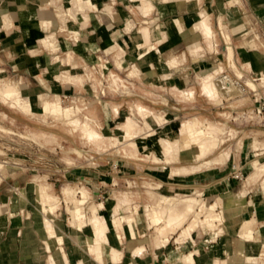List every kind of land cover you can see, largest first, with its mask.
I'll return each instance as SVG.
<instances>
[{"label":"crops","instance_id":"0c3cea01","mask_svg":"<svg viewBox=\"0 0 264 264\" xmlns=\"http://www.w3.org/2000/svg\"><path fill=\"white\" fill-rule=\"evenodd\" d=\"M144 2L0 0V76L19 89L28 107L24 113L0 103V112L13 129H30L27 124L18 123L20 120L47 121L42 112L56 100L79 104L102 134L107 130L110 134L118 132V126L125 121L131 122V127L132 121L144 126L149 119L141 117L140 109L160 115L166 122L161 126L151 124L154 135L144 139L140 135L136 139L137 153L127 157L111 149L98 152L81 140L76 144L75 135L69 133L48 132L57 139L54 149L66 145L93 155L98 166L95 169L87 163L66 166L61 171L52 168V164L47 169L37 160L32 143L4 142L7 146L1 148L11 151H2L3 154L23 166L10 169L8 179L0 185V205L7 207L0 210V264H184L182 256L195 250L199 253L193 255L194 264L215 260L257 264V259L264 257V174L256 183H247L254 171L253 162L264 164V148L254 150L252 142L238 148V142H231L240 135H253L264 141V87L257 81V91L246 85L264 74V0ZM205 18L206 32L202 29ZM46 37L52 38L48 47L42 43ZM224 37H229V41ZM197 44L199 48L193 49ZM228 46L232 60L228 58ZM67 57L71 64L63 65L58 60ZM215 68L232 78L239 72L244 92L216 102L204 96L201 78ZM133 70L138 77L128 76ZM77 73L84 80L82 85L63 80V75ZM111 74L119 76L125 87L111 90L107 82ZM194 117L222 126L224 143L200 161L196 159L198 148L189 146L180 150L178 162H166L159 139H176L182 124ZM152 118L155 117H150V121ZM119 132V139L125 143ZM224 150L229 153L225 161L211 162ZM111 163L117 165L116 170L111 169ZM32 165L38 167L36 174L29 170ZM195 165L201 169L185 175L173 173ZM238 170L242 181L234 177ZM35 177L50 185L54 193L59 188L56 197L60 204L51 215L56 237H49L43 225L44 213L36 203L37 197L32 201L35 187L39 186ZM129 181L137 185L147 181L145 184L153 190L177 191L181 196H195L208 203L220 201L225 206L229 194L241 190L247 194L237 210L223 218L219 229L186 239L174 235L159 248L153 245L148 226L135 222L132 227L125 225L122 231H116L108 225L109 242L101 244L99 262L88 252L94 231L90 226L71 223L62 188L68 185L87 190L89 199L82 214L88 218L92 201L104 204L106 193L113 191L114 195L117 187L124 188ZM111 214L103 211L101 216L108 223ZM252 219L254 238L242 241L243 257L236 258V230L241 221ZM133 241L143 246L139 255L130 248ZM247 259H252V263Z\"/></svg>","mask_w":264,"mask_h":264},{"label":"rangeland","instance_id":"374dc122","mask_svg":"<svg viewBox=\"0 0 264 264\" xmlns=\"http://www.w3.org/2000/svg\"><path fill=\"white\" fill-rule=\"evenodd\" d=\"M142 1V3L145 1V0H141ZM51 3H54V2H51ZM145 3V2H144ZM143 5V4H142ZM146 11H148V10H146ZM58 16L59 17H62V15H61V13L59 12L58 13ZM202 29L206 32L207 31V26H202ZM149 37V36H148ZM193 49H198L199 48V44H197L195 47H192ZM149 50H150V47L148 48ZM148 50V51H149ZM229 58V57H228ZM58 60H62V63H63V65H66V64H71V58L70 57H67V59H64V58H61V59H58ZM229 60H232V59H230L229 58ZM172 61V60H171ZM170 63V62H169ZM176 64H177V60H176ZM176 64H169V66H175ZM76 64L75 63H72V66H75ZM117 65H118V67L119 68H121V64L118 62L117 63ZM137 74V72H136V70H133V71H131V74H130V72H129V74H128V76L130 77V78H135V77H138V74L137 75H135V74ZM220 73H222V71L219 69V68H215L214 70H212V71H210V72H208L205 76H203L202 78H201V86H202V91H203V93H204V96H208L209 97V94H210V97L212 98V100L214 101V102H216L217 101V99H228V98H230V97H232V96H234V95H239V94H241V93H243L244 92V90L246 89L245 88V86H243L242 85V87H241V90L238 88V87H236V91L234 90V88H232V90H230L229 89V91H230V93H229V91H228V94L229 95H227L226 97H223L222 95H216V93H214V91L211 89V88H209V87H205V83H203V82H207V81H209L210 80V83H212V82H216L215 80L216 79H218L219 78V76H220ZM238 74V75H237ZM240 75L241 74H239V72H236V74H235V77L236 78H239L240 77ZM80 75H79V73H77V77H79ZM81 77V76H80ZM263 74L261 75V78L259 79V77H257V78H255L256 80L255 81H257V83H259V85H261L262 87H264V80H263ZM0 78H1V80H3V85H2V83H1V86H4L6 83H8V84H12V83H10L7 79H5V78H2L1 76H0ZM113 78L116 80V82L114 83V84H112V82H113ZM205 78H206V80H205ZM239 79H243L242 78V75H241V78H239ZM205 80V81H204ZM214 80V81H213ZM233 80V79H232ZM120 81V83L122 82V83H125L119 76H116V75H114V74H111L110 75V77L109 78H107V82H108V84H109V87H110V89L112 90V87H113V85H116L118 82ZM212 81V82H211ZM255 81H253V80H250V81H247V83H252L255 87V91H257V89H256V84H255ZM8 84H6V85H8ZM218 84H219V82H218ZM221 85V84H220ZM12 86L13 87H15L16 88V86L14 85V84H12ZM204 86V87H203ZM222 86V85H221ZM207 88V89H206ZM249 89H252L250 86L248 87ZM18 97H19V100H20V105H19V107H13L11 104H3V103H1L2 105H5V106H7V107H9V108H11V109H13V110H16V111H18V112H26L27 110H28V107L25 105V103H24V101H23V99L21 98V95H20V91L18 90ZM236 92V93H235ZM45 101V100H44ZM47 101V100H46ZM65 102L64 103H62V104H60V106H57V110H58V113L57 114H55V113H51L50 112V114H49V112H47L48 110H44V113L42 112V118L43 119H45V120H47V121H41V120H39V121H33L32 123L30 122V123H25L24 121H18V123H20V124H27L28 126H29V128L30 129H13L10 125H9V123H7V121H5L7 118H6V116H5V114L4 113H2V112H0V149H1V146H7V145H4V142L6 143L7 141H10V140H12V141H14V142H12V143H19V144H23V143H33V145L34 144H36V145H38L39 147H41L40 148V150H41V156H43V157H45L46 158V162H49V163H51V164H53V165H55V167H52V168H54V169H56V170H59V171H61V169L63 168V167H69V166H79V165H83V163H87V164H89L90 162H85V160H84V157H85V155H86V157H88V156H92L93 157V155H91L90 153H87V154H85V153H81V148H78V147H72V148H68L66 145L63 147H61V146H58L57 148H55L54 149V145L57 143L56 141H57V139H56V137L53 135V134H51V133H48V132H50V131H54V132H59L60 134L61 133H69V135H75V141H76V144H78V141L79 140H81V139H85V140H81V141H84L85 143H89V145L94 149V150H96V151H98V152H101L102 150H104V149H111L110 151L111 152H113V151H115V152H118V153H121L122 155H126V157H127V155H131V156H133V155H135V153H137V150H138V147H139V143H138V141L136 140L140 135H142L143 134V137H142V139H144L145 137H147V136H152V135H150L152 132H154L153 130L151 131V124L152 125H159V126H161V125H163L164 123H166L165 122V120H164V118L163 117H161L160 115H157V114H154V113H151L150 111H148L147 110V112L146 113H143L144 111L142 110V109H140V115H141V117L143 118V119H149V121L147 122V121H145L144 122V126H140V125H138L137 123H135L134 121H132L130 118H128V119H130L132 122H133V126L129 129V128H126V126H125V124H126V121L124 122V123H122L120 126H118V130L119 131H121L122 133H123V135L127 132V130H128V132L131 134V136H132V138H133V140L131 141V142H134V143H136L137 144V146L138 147H133L134 149H132V147H131V145L129 146V141L127 140V138H126V140L124 139V141H125V143H122L121 142V140L119 139L120 137H119V135H120V132L118 131H116L115 133H109L108 132V130L107 131H104L103 132V134L99 131V129H98V126L97 125H95L93 122H89V121H83V120H79V118L81 119V117L79 116V118H77V114H76V119H78L79 120V123H83V122H87L93 129H94V133H96V134H88L87 132H85L83 129H85L84 127H82L81 125V127L79 126L78 128L76 127V131H72V128L71 127H69L68 125H71V126H73L74 127V125H72V124H70V123H68L67 124V122H69V120H66V122H65V120H62L63 118H62V116L60 115V107H66V106H69V105H72L69 101H67V100H64ZM49 102V101H48ZM54 102V101H53ZM42 104H43V102H42ZM41 104V105H42ZM52 104H54V103H52ZM55 106V105H54ZM79 106V105H78ZM49 109H51L52 108V105H48L47 106ZM80 107V106H79ZM16 108V109H15ZM81 108V107H80ZM45 112H46V114H45ZM54 115V116H53ZM150 117H155V118H152V121H150ZM62 118V119H61ZM160 119V120H159ZM60 120H62V121H60ZM200 120V119H199ZM51 121H53L52 123H51ZM92 121V120H91ZM200 121H202V120H200ZM187 122V121H186ZM204 122V125L205 126H209L208 124H212L213 125V123H209V122H206V121H203ZM185 123V122H184ZM147 125L149 126L148 128H147ZM212 125H210V126H212ZM214 127L213 128H215V130L217 129V131H215V137H217V138H219V140L220 141H218V139H217V147H216V149H213V150H208L207 151V153H214L219 147H220V145H222L223 143H224V141H225V137L223 136V134H224V130H223V128H222V126H220V125H217V124H214L213 125ZM48 127V128H47ZM49 127H54L53 129H51V128H49ZM54 129H56V130H54ZM29 131L28 133L27 132H25V131ZM181 130V129H180ZM221 130V132H219ZM218 132V133H217ZM83 133H84V135H83ZM99 133V134H98ZM43 134V135H42ZM15 135V136H14ZM100 135V136H99ZM104 135H106V136H104ZM59 136H62V135H59ZM95 136V137H94ZM134 136V137H133ZM243 135H240L239 137L237 136V138H235L233 141H231V142H233V144H235V143H237L238 142V144H237V147L238 148H240V147H242V145H249V144H251V142H252V146H253V143L254 142H257L258 141V147L257 148H254V150L255 149H261V147L262 148H264V141H260V138H259V140H258V137H255V136H253V135H249V136H243V138H241ZM124 138H125V136H123ZM61 138H63V137H61ZM97 138V139H96ZM101 138V139H100ZM116 138V139H115ZM140 138V137H139ZM113 139V140H112ZM115 139V140H114ZM264 138H261V140H263ZM65 140V139H64ZM208 140V139H207ZM114 141V142H113ZM115 141H117L116 143H117V145H116V143H115ZM127 141V142H126ZM114 143L116 146H113V145H111V143ZM120 142V143H119ZM259 143H261L263 146H261V144L259 145ZM60 145V144H59ZM219 145V146H218ZM159 146H161V143H159ZM161 148V151H162V153H163V155L165 156V159H166V162H178V161H176L172 156H170V154H167L166 152H164L163 151V148H162V146L160 147ZM209 151H211V152H209ZM205 154V157H207L208 155H210V154ZM89 154V155H88ZM220 156H221V158H220ZM205 157H201V158H199V159H197L198 161H200V160H202V159H204ZM223 157V158H222ZM229 157V153L226 151V150H224V151H222L220 154H219V156H218V158H215L214 160H213V162L215 161V162H223V161H225L227 158ZM33 160V159H32ZM263 161H264V159H262ZM34 161V160H33ZM56 161V162H55ZM263 161H261V162H263ZM96 162V161H95ZM258 164H257V163ZM49 163L47 164V165H45L46 166V168L47 169H49ZM255 164V166L253 167V170H254V168H255V170L253 171V172H255V173H252V175L250 174L249 176H248V180H247V183H248V185H252V184H254V183H256L257 182V180L260 178V176H262L263 174H262V172L263 171H261V175L260 176H258L259 174H260V171L259 170H257V166H262L263 165V163H259L257 160H255L254 162H253V164L252 165H254ZM48 166V167H47ZM264 166V165H263ZM98 167V166H97ZM194 167V168H193ZM198 169H197V168ZM45 168V169H46ZM187 168L190 170H192V168L194 169V170H187ZM201 169V166L200 165H195V166H191V167H182V168H179V169H176L173 173H174V175H185V174H190V173H194V172H196V171H199ZM188 172H187V171ZM258 171H259V173H258ZM186 172V173H185ZM238 173H240V170H238V171H236V173L235 174H238ZM257 173V174H256ZM43 174H45V173H43ZM243 174V173H242ZM255 174L257 175V176H255ZM255 176V178H254V176ZM240 178H237V180H243V177L242 176H239ZM252 177L254 178V181H253V179H252ZM35 179V182H37L36 183V185H39V188L41 187V186H46V187H48L49 188V192H50V194H52V195H54V196H57V194L59 193V188L57 189V192L56 193H54L53 191H52V187L50 186V185H48V184H46V183H41V182H39L38 181V178L37 177H35L34 178ZM251 179V180H250ZM145 182H147V181H145ZM145 182H143V183H139L138 185L135 183V184H133V183H131L130 181H129V183H128V185H125V187L124 188H116V190H114V195H113V191H111L110 193H106L105 194V198L103 199V200H107L104 204L103 203H100V202H91L88 206L90 207V209L88 208V212H89V216H88V218L86 219V224H87V226H90L89 225V222H90V220H92L94 217L93 216H96V215H94V214H92V211H93V209H94V207L97 205V204H102L103 206H104V209H102V210H99L97 213L99 214V217L104 221V223L107 225V228H108V225H110V226H112L113 228H114V225H113V222H112V220L114 219V218H120V217H123V218H125V219H132L133 218V220H131V223L128 225L129 227H132V225L135 223V222H137V223H139V226H145V227H149V231H148V234H150V236L152 237V242H153V245L156 247V248H159L161 245H163V243H165L166 241V239H165V236L164 237H162L161 235V238L159 237V236H157V235H159V234H161L162 232L161 231H159V230H157V231H154L155 230V226L153 225V223H152V221H151V212H152V208H154L157 212L159 211V210H161L162 208H165L164 206L165 205H163V203H161L160 202V198L161 197H167V198H177V199H184V200H189V201H193V206H194V208L193 209H195V210H193V212H191L188 216H187V218H185L186 220L185 221H183L184 223H182L181 224V226L178 228V229H175L176 231H175V234H174V231H173V233H170L169 231V233H168V235H167V239H169V238H171L172 236H174L175 235V237L177 238L178 237V239H186L187 237H189V238H191V237H194L195 235H198L199 233H207L206 231H209V230H211V228H212V230L211 231H214V230H216V229H219L220 227H221V225H222V222H223V218H226V216H228L229 215V212H233V211H236L237 210V208H232V207H230V205H229V199H227V204H226V206L227 207H225V204L223 203V204H221V202L220 201H216V202H214V203H208V202H205L204 200H201V199H199V198H197V197H195V196H181L180 195V193L179 192H177V191H174V192H170V193H168L167 191H163L162 189L160 190H153L152 189V186H147L146 184H145ZM61 184V183H60ZM41 185V186H40ZM59 186H61V185H59ZM64 187H72V189L74 190H79V188H82V187H77V186H68V185H65V186H63V188ZM154 187H156V189H157V185H155ZM35 188H38V186L37 187H35ZM34 191H35V189H34ZM242 191V192H241ZM241 191H239L240 192V194H239V192H237L236 194L235 193H231V194H229V198L232 196L233 197V194L234 195H242V196H246V194H247V191L246 190H241ZM246 192V193H245ZM35 193H36V191H35ZM127 194V195H126ZM149 194V195H148ZM150 194H151V196H150ZM175 194H177V195H175ZM244 194V195H243ZM118 195V196H117ZM121 195V196H120ZM123 195H124V197H123ZM231 195V196H230ZM126 196H128V197H126ZM35 197H37L36 198V201H38V205L42 208L43 207V204H42V201L40 200V198H39V196H38V194L36 193V196L34 195L33 196V198H32V201H35L34 200V198ZM119 197V198H118ZM126 197V198H125ZM245 198V197H244ZM123 199V200H122ZM125 199V200H124ZM122 201V202H121ZM195 201V202H194ZM68 202H70V201H68ZM151 202V203H150ZM154 202V203H153ZM58 203H59V201H58V199H57V208H58ZM157 203V204H156ZM204 203V204H203ZM34 204H35V202H34ZM36 204V205H37ZM93 204V205H92ZM156 204V205H155ZM209 204V205H208ZM213 204H216V207L214 208V210L212 211V212H209L208 210H207V208H209L211 205H213ZM95 205V206H94ZM162 205V206H161ZM200 205V207H198ZM157 206H158V209H157ZM195 206H196V208H195ZM202 206V207H201ZM209 206V207H208ZM91 207H93V209H92V211H90L91 210ZM146 207V208H145ZM156 207V208H155ZM160 207V208H159ZM198 207V208H197ZM220 209H219V208ZM203 208V209H202ZM147 209V210H146ZM149 209V210H148ZM150 209H152V210H150ZM199 209H201V212H200V210ZM103 211H107V213H112L111 214V221L110 222H106V219L104 218V217H102L101 216V213L103 212ZM120 211H123L124 212V214H121L120 213ZM203 211L205 212H209V213H203ZM215 211V212H214ZM150 212V213H149ZM160 212V211H159ZM161 212L163 213L164 212V210L162 209L161 210ZM160 212V213H161ZM197 212V213H196ZM147 213V214H146ZM193 213V214H192ZM195 213H196V215H201L200 217L199 216H197V221H196V224H197V226L195 225V227H190V226H192V221H193V219H195L194 217L196 216L195 215ZM199 213V214H198ZM210 213H213V214H217L218 215V218H219V223H217V221H215V222H210L209 221V219H208V216H210V215H208V214H210ZM92 214V215H91ZM150 214V215H149ZM166 214H168L167 212H165V214L163 213L162 215H163V217L164 218H167V216H168V218H169V215H167L166 216ZM192 214V215H191ZM207 215V218H206V215ZM220 214V215H219ZM46 215V214H45ZM112 215H114V216H112ZM191 215V216H190ZM195 215V216H194ZM203 215H205V216H203ZM49 219H51L52 220V224H53V226H54V228H55V223H54V220L51 218V215H49V214H47L46 215ZM92 216V217H91ZM98 216V215H97ZM116 216V217H115ZM150 216V217H149ZM189 217V218H188ZM205 217V218H204ZM89 218H90V220H89ZM43 219V218H42ZM150 219V220H149ZM73 219H72V217H71V223H73V221H72ZM206 220H208V221H206ZM253 221H252V223H251V225H250V231H251V234L248 236V237H246V236H243V234H242V232L240 231V233H239V231L238 230H241V229H243V226H244V224L246 223V221H241V222H244L243 224L240 222L239 223V226H238V228H237V230H236V232H237V234L239 235V239L238 240H236L235 242H234V254H235V256H236V258H242L243 257V251H242V241L243 240H245V241H249V240H252L253 238H254V224H255V219H252ZM189 221V222H188ZM199 221V222H198ZM251 221V220H250ZM208 222H210V223H208ZM247 222H249V221H247ZM254 222V223H253ZM189 223V224H188ZM212 223V224H211ZM163 224V225H162ZM165 224H166V219H163V222L159 225V227H164L165 226ZM188 224V225H187ZM215 224V225H214ZM220 224V225H219ZM253 224V225H252ZM153 225V226H152ZM162 225V226H161ZM210 225V226H209ZM213 225V226H212ZM240 225H241V227H240ZM183 226V227H182ZM215 226H217V227H215ZM220 226V227H219ZM158 227V228H159ZM191 228V229H189V228ZM215 227V228H214ZM252 227V228H251ZM187 228V229H186ZM241 228V229H240ZM115 229V228H114ZM116 231H122L121 229H119V230H117V229H115ZM182 230H184V231H186V232H184V231H182ZM193 231V232H192ZM158 232V233H157ZM192 232V233H191ZM233 234H234V232H232ZM157 234V235H156ZM189 234V235H188ZM164 235V234H163ZM120 236V235H119ZM156 236V237H155ZM240 236H242V237H240ZM157 237H159V238H157ZM153 238H156L155 239V241L153 240ZM159 239V240H158ZM157 240V241H156ZM165 242H164V241ZM157 243V244H156ZM138 247H140L139 249H138ZM130 248H131V250H132V252L134 251V255H138L139 253H141L142 251L141 250H143V246L141 245V244H138L137 242H135V241H133V242H131L130 243ZM138 249V250H137ZM138 251V252H137ZM137 252V253H136ZM136 253V254H135ZM193 253H195V254H198L199 253V251L198 250H195L194 252H190V254H193ZM189 253H187V255H188ZM194 255V254H193ZM92 257H94L95 258V256H92ZM183 258H185V256H183L182 257V259ZM194 258V257H193ZM184 260V264H186L185 262V259H183ZM223 261H226V260H222V261H220V260H215L213 263H209L208 261H206V262H204V263H202V264H221ZM247 261L249 262V263H252V259H247ZM257 264H263L264 263V257H260V258H258L257 259ZM216 262V263H215ZM193 264H194V260H193Z\"/></svg>","mask_w":264,"mask_h":264},{"label":"bare ground","instance_id":"6f19581e","mask_svg":"<svg viewBox=\"0 0 264 264\" xmlns=\"http://www.w3.org/2000/svg\"><path fill=\"white\" fill-rule=\"evenodd\" d=\"M207 23H208V20H207V18H205V20L202 22V26H207ZM221 26V25H220ZM208 28V27H207ZM225 39H226V41H229V37H224ZM42 43H43V45H45V46H47L48 47V45H51L52 44V38L51 37H46L43 41H42ZM228 57L230 58V59H232V49H231V47H229L228 46ZM130 74H131V72H130ZM135 74V73H134ZM240 74V73H239ZM135 75H137V74H135ZM238 75V74H237ZM110 77V76H109ZM239 78H241V75H240V77ZM263 80H264V74H263ZM63 80L66 82V83H77V84H80V85H82L83 83H84V80H83V78H82V76L80 77H77V76H70L69 74H66V75H63ZM205 80H206V78H205ZM204 80V81H205ZM214 81V80H213ZM216 82H212V83H210V80L209 81H207V82H203V83H205V87H209V88H211L213 91H214V93H216V95L218 94V95H222L223 97H226L227 95H229L228 94V91H229V89L230 90H232V88H234V90L236 91V86H235V84H234V82H233V80H231V82H223V80H222V78H221V76H219V78L218 79H216L215 80ZM3 82V80H1V78H0V102L1 103H3V104H11L13 107L15 106V107H18V103H19V97H18V88L16 87H13L12 86V84H8V83H6V84H8V85H4V86H1V83ZM116 82V80L113 78V82H112V84H114ZM218 82H219V84H218ZM222 86H221V85ZM2 85H3V83H2ZM246 85H247V87H251L252 89L251 90H253V91H255L254 89V85L252 84V83H246ZM122 87H125V83H120V81L116 84V85H113V87H112V90H118V89H120V88H122ZM204 87V86H203ZM207 89V88H206ZM203 90V89H202ZM252 91V92H253ZM229 93H230V91H229ZM236 93V92H235ZM217 95V96H218ZM209 97H210V94H209ZM211 98V97H210ZM60 104H61V102L59 101V100H56V102H55V104H52V108L51 109H49L48 107H45L44 109L45 110H48L47 112H49V114H50V112L51 113H55V114H57L58 113V110H57V106H60ZM55 105V106H54ZM79 104H77V103H74V104H72V105H69V106H66V107H60V115L62 116V120H65V122H66V120H69V122H67V124L68 123H70V124H72V125H74V127L73 126H71V125H68L69 127H71L72 128V131H76L77 129H76V127L78 128L80 125L82 126V127H84L85 129H83L85 132H87L88 134H96V133H94L95 131H94V129L87 123V122H83V123H79V120H83V121H89L90 123L92 122L91 121V119L89 118V117H87L86 115H84L83 114V112H81V111H83V109H82V107L80 108L79 106H78ZM16 109V108H15ZM81 113V114H80ZM76 114H77V118H79V116L81 117V119L79 118V120L78 119H76L75 117H76ZM54 116V115H53ZM84 117H86V119H84ZM62 120H60V121H62ZM63 122V121H62ZM131 125H132V123L131 122H129V121H127V124H126V127L127 128H130L131 127ZM209 126L207 127V126H205L204 125V122L203 121H200L198 118H192V119H190V120H188L187 122H185V123H183L182 124V127H181V130H180V132H179V136L176 138V139H174V140H169V139H166V138H161V139H159V143H161V146H162V148H163V151L164 152H166L167 154H170V156H172L176 161H179V152H180V150L183 148V147H189V146H194V147H196V148H198V150H199V153H198V155H197V157H196V159H199V158H203V157H205V154L207 153V151L208 150H213V149H216V147H217V139H218V141H220L219 140V138H217V137H215V131H217V129L215 130V128H213L214 126V124L212 125V124H208ZM210 125H212V126H210ZM80 126V127H81ZM149 126L147 125V128H148ZM152 131V130H151ZM219 132H221V130L219 131ZM218 133V132H217ZM99 134V133H98ZM43 135V134H42ZM83 135H84V133H83ZM150 135H154V132H152ZM85 136V135H84ZM100 136V135H99ZM124 136H125V140H126V138H127V140L129 141V146L131 145V147H132V149H134L133 147H138L137 146V144L136 143H134V142H131L132 140H133V138H132V136H131V134L128 132V130H127V132L124 134ZM95 137V136H94ZM134 137V136H133ZM97 139V138H96ZM101 139V138H100ZM116 139V138H115ZM114 139V140H115ZM208 139V140H207ZM81 140H85V139H81ZM113 140V139H112ZM259 140V139H258ZM114 142V141H113ZM111 143V145H113L114 143ZM117 141H115V143H116ZM125 142V141H124ZM127 142V141H126ZM120 143V142H119ZM261 143H259V145H260ZM264 144V143H263ZM116 145H117V143H116ZM115 144L113 145V146H116ZM160 146V147H161ZM219 146V145H218ZM261 146H263L262 144H261ZM258 147V141L257 142H254L253 143V146H252V148L254 149V148H257ZM262 148V147H261ZM135 150V149H134ZM255 150H257V149H255ZM209 152H211V151H209ZM82 153V152H81ZM207 154H211V153H207ZM220 158H221V156H220ZM223 158V157H222ZM211 162H213V161H211ZM215 162V161H214ZM257 163V162H256ZM258 164V163H257ZM264 165V164H263ZM257 166L258 168H257V170H259L260 171V174L258 175V176H260L261 175V171H263L262 172V174L264 173V166ZM255 166V164L253 165V167ZM194 168V167H193ZM192 168V170H194ZM197 168V167H196ZM199 168V167H198ZM197 168V169H198ZM187 170H189L188 168H187ZM186 170V171H187ZM191 170V169H190ZM189 170V171H190ZM191 170V171H192ZM254 170H255V168H254ZM259 171H258V173H259ZM188 172V171H187ZM186 173V172H185ZM252 173H255V172H252ZM252 173H251V175H252ZM257 174V173H256ZM255 174V176H257ZM254 176V175H253ZM255 176H254V178H255ZM261 177V176H260ZM254 178L252 177V179H253V181H254ZM248 180V179H247ZM251 180V179H250ZM41 186V185H40ZM242 192V191H241ZM36 193L38 194V196H39V198H40V200L42 201V204H43V207H42V211H43V213H44V217H43V225H44V227H45V229H46V231H47V233H48V235H49V237H56V232H55V228H54V226H53V224H52V222H51V219H49L46 215L47 214H49V215H52V214H54L55 212H56V210H57V197L56 196H54V195H52V194H50V192H49V188L48 187H46V186H41L40 188H39V186H38V188L36 189ZM246 193V192H245ZM61 194H62V196H63V199H64V201H65V203H66V206H67V211H68V213L70 214V216L72 217V221H73V225H75V226H78V227H85V226H87V224H86V217L82 214V209H83V206H84V204H86L87 203V201H88V199H89V193L87 192V190L85 189V188H79V190L77 189V190H73L72 189V187L70 188V187H64V188H62V192H61ZM236 194V193H235ZM239 194H240V192H239ZM127 195V194H126ZM149 195V194H148ZM244 195V194H243ZM118 196V195H117ZM121 196V195H120ZM150 196H151V194H150ZM231 196V195H230ZM123 197H124V195H123ZM126 197H128V196H126ZM125 197V198H126ZM245 196H242V195H234L233 194V197L231 196L230 198L228 197V199H229V205H230V207H232V208H238L242 203H243V201H244V198ZM119 198V197H118ZM123 200V199H122ZM125 200V199H124ZM68 201H70V202H68ZM122 202V201H121ZM160 202L161 203H163V205H165L164 207L165 208H162L163 210H164V214H165V212H167L168 214H166V216L167 215H169V218H168V216H167V218H164L163 217V213L161 212V210H159L158 209V206H157V209L161 212H157L154 208H152V209H150V210H152V212H151V221H152V223H153V225L156 227L155 228V230L154 231H157V230H159V231H161L162 233L161 234H159V235H157V236H159L160 238H161V236L162 237H164L165 236V241H168L169 239H167L168 237H167V235H168V233L170 232V233H173V231H174V234H175V229H178L180 226H181V224L182 223H184L183 221H185L186 219L185 218H187V216L191 213V212H193V210H195V209H193L194 208V206H193V201H189V200H184V199H177V198H165V197H161L160 198ZM195 202V201H194ZM37 203H38V201H37ZM151 203V202H150ZM154 203V202H153ZM247 203V202H246ZM157 204V203H156ZM155 204V205H156ZM204 204V203H203ZM227 204V203H226ZM58 205H59V203H58ZM93 205V204H92ZM209 205V204H208ZM95 206V205H94ZM162 206V205H161ZM198 207H200V205L198 206ZM197 207V208H198ZM202 207V206H201ZM209 207V206H208ZM216 207V204H213V205H211L209 208H207V210L209 211V212H212L213 210H214V208ZM225 207H227V206H225ZM103 208V206L100 204V205H96L95 207H94V209H93V207H91V210L90 211H92V209H93V211H92V214H94V215H96V216H93L94 218L92 219V220H90V218H89V220H90V222H89V225H90V227H91V229L94 231V239H92L91 241H89L88 242V252H89V254L91 255V256H95V260H97V261H99V262H101L102 261V248H101V244H107L108 242H109V238H108V235H107V231H108V228H107V225L104 223V221L99 217V214L97 213L99 210H101ZM146 208V207H145ZM156 208V207H155ZM160 208V207H159ZM195 208H196V206H195ZM217 208V207H216ZM7 209V207L6 206H4V205H0V210H2V211H5ZM89 209H90V207H89ZM203 209V208H202ZM147 210V209H146ZM149 210V209H148ZM200 210V212H201V209H199ZM206 212V211H205ZM204 211H203V213H205ZM209 212H206V213H209ZM215 212V211H214ZM150 213V212H149ZM197 213V212H196ZM196 213H195V215H196ZM46 214V215H45ZM91 214V215H92ZM147 214V213H146ZM193 214V213H192ZM191 214V215H192ZM199 214V213H198ZM98 215V216H97ZM150 215V214H149ZM190 215V216H191ZM194 215V216H195ZM202 215V214H201ZM200 214L199 215H196L194 218L195 219H193V221H192V226H190V227H195V225L197 226V224H196V221H197V216H201ZM206 215V214H205ZM205 215H203V216H205ZM208 215H210V216H208V219H209V221L210 222H215V221H217V223H219V218H218V215L217 214H213V213H210V214H208ZM220 215V214H219ZM112 216H114V215H112ZM92 217V216H91ZM116 217V216H115ZM150 217V216H149ZM189 218V217H188ZM205 218V217H204ZM206 218H207V215H206ZM149 219V220H150ZM163 219H166V224H165V226L164 227H159V225L163 222ZM131 220H133V218L132 219H122L121 217L120 218H114L113 220H112V222H113V225H114V228L115 229H121V230H123V228H124V226L126 225V226H128L130 223H131ZM206 221H208V220H206ZM252 221L253 220H251V221H249V222H247L246 221V223L244 224V226H243V229H241V230H238L239 231V233H240V231L242 232V234H243V236H246V237H248L250 234H251V231L253 230H251L250 231V225H251V223H252ZM189 222V221H188ZM199 222V221H198ZM210 222H208V223H210ZM242 224L244 223V222H241ZM254 223V222H253ZM189 224V223H188ZM187 224V225H188ZM212 224V223H211ZM152 225V226H153ZM163 225V224H162ZM161 225V226H162ZM215 225V224H214ZM220 225V224H219ZM253 225V224H252ZM210 226V225H209ZM213 226V225H212ZM159 227V228H158ZM183 227V226H182ZM215 227H217V226H215ZM214 227V228H215ZM220 227V226H219ZM240 227H241V225H240ZM189 228V227H188ZM252 228V227H251ZM157 229V230H156ZM187 229V228H186ZM189 229H191V228H189ZM211 230H212V228H211ZM169 231V232H168ZM182 231H184V230H182ZM184 232H186V231H184ZM193 232V231H192ZM191 232V233H192ZM158 233V232H157ZM164 234V235H163ZM161 235V236H160ZM189 235V234H188ZM239 236V235H238ZM48 237V238H49ZM156 237V236H155ZM159 237H157V238H159ZM240 237H242V236H240ZM155 239L156 238H153V240L155 241ZM159 240V239H158ZM59 241H60V239H59ZM157 241V240H156ZM164 241V240H163ZM164 241V242H165ZM157 244V243H156ZM140 247H138V249H139ZM137 249V250H138ZM142 251V250H141ZM138 252V251H137ZM136 252V253H137ZM133 253H134V251H133ZM135 253V254H136ZM140 254V253H139ZM138 254V255H139ZM193 254H195V253H193ZM193 254H185V255H183V256H185V258H183V259H185V263L186 264H193V260H194V258H193ZM63 256V255H62ZM89 256V255H88ZM182 256V257H183ZM92 258V257H91ZM182 259V258H181ZM182 259V262L184 263V260ZM94 260V259H93ZM52 261V260H51ZM55 262H52V264H54ZM216 263V262H215ZM221 264H228V262L227 261H223ZM264 264V263H263Z\"/></svg>","mask_w":264,"mask_h":264},{"label":"built area","instance_id":"2783aa9c","mask_svg":"<svg viewBox=\"0 0 264 264\" xmlns=\"http://www.w3.org/2000/svg\"><path fill=\"white\" fill-rule=\"evenodd\" d=\"M220 76H221V78H222V80H223V82H231V80L233 79V82H234V84H235V86L236 87H238L240 90H241V87H242V85L244 86V83L242 82V79H239V78H236V77H234V78H232L231 76H229L228 74H226V73H220ZM261 78V76L259 77V79ZM256 79H254L253 81H255ZM103 93V92H102ZM65 101H62V103H64ZM71 104H74L72 101H69ZM81 112H83V111H81ZM258 113H260V110L258 111ZM81 114V113H80ZM84 119H86V117H84ZM33 144V143H32ZM34 146L36 147L35 148V151H36V155H37V160L39 161V162H42V163H44L45 165H47L49 162H46V158L45 157H43V156H41V150H40V148L41 147H39L38 145H36V144H34ZM1 151H0V185L3 183V182H5L7 179H8V177H9V173H8V171L10 170V169H13V168H22V162H16V161H12V160H10V159H8L4 154H3V152L2 151H5V152H9V151H11L10 149H7V148H1L0 149ZM84 160H85V162H90L89 163V165H90V167H92V168H97V165H96V162H95V160H94V158L92 157V156H88V157H86V155H85V157H84ZM52 164L51 163H49V166H51ZM110 167H111V169H113V170H116L117 169V165L116 164H113V163H111L110 164ZM38 167H36V166H34V165H32L31 167H30V171L32 172V173H34V174H36L37 173V169ZM239 176H241V173H238V174H235L234 175V177L237 179V178H240ZM15 191H17V190H15ZM60 204V203H59Z\"/></svg>","mask_w":264,"mask_h":264}]
</instances>
